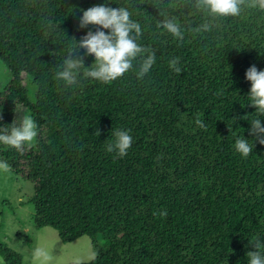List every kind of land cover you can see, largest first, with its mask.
Instances as JSON below:
<instances>
[{"label":"trees","instance_id":"obj_1","mask_svg":"<svg viewBox=\"0 0 264 264\" xmlns=\"http://www.w3.org/2000/svg\"><path fill=\"white\" fill-rule=\"evenodd\" d=\"M249 3L196 33L189 29L211 18L192 0H0V61L10 75L0 127L23 113L39 127L34 147L0 144V162L33 185L37 229L52 227L63 243L91 239L95 257L72 264H248L250 241L264 243V145L248 132L257 113L245 78L252 65L264 70V9ZM98 5L127 8L141 25L136 42L156 62L142 79L137 59L115 81L66 89L55 73L99 27H79L83 10ZM160 13L181 25L183 40L158 27ZM177 58L180 73L169 67ZM94 63L85 56V67ZM115 130L133 138L123 158L106 150ZM240 137L254 143L246 158L234 147ZM0 257L21 264L2 244Z\"/></svg>","mask_w":264,"mask_h":264},{"label":"clouds","instance_id":"obj_2","mask_svg":"<svg viewBox=\"0 0 264 264\" xmlns=\"http://www.w3.org/2000/svg\"><path fill=\"white\" fill-rule=\"evenodd\" d=\"M246 0H192V4L197 10L207 11L211 19L206 20L199 27L189 29L196 33L210 32L213 27L212 21L218 17H236L240 15ZM249 7H259L264 9V0H250ZM164 18L158 23L168 33L178 40H183L184 30L176 22L175 18H169L164 13H160ZM131 13L125 7L113 8L105 5L92 6L83 10L79 20V27L86 28L89 25L99 26L95 32L88 31L82 36L79 42L75 41V46L70 48L63 60V63L56 71V79L62 81L64 87L70 88L80 84L82 79H93L96 81L109 83L122 77L126 72L133 69V61L139 60L137 78L142 79L150 72L156 62V52L148 47L139 45L136 41L142 34L141 25L134 22ZM102 29L109 30L106 34ZM85 50V56L95 57L94 66L85 67V56H80L79 50ZM76 54V55H74ZM178 58L169 62V67L180 73ZM81 69H85L81 71ZM247 81L251 82L248 94V104L256 109L257 116L250 120L249 135L260 145H264V125L261 118L264 117V70H258L255 65L250 66L245 73ZM2 119V117H0ZM247 119V117H245ZM196 125L205 128L203 120L197 118ZM39 127L31 115H24L17 124L13 121L11 125L0 127V144L7 145L17 151L31 148L38 137ZM96 136L100 135V130L96 129ZM114 141L109 142L106 150L115 153L123 158L131 148L133 138L127 130H115ZM235 150L242 157H248L254 148V143L249 142L244 137L235 140ZM9 168L6 162H0V169L7 171ZM160 217H166L167 212L154 213ZM254 245V251L246 253L248 264H264V243L259 237L250 241ZM39 254V253H38Z\"/></svg>","mask_w":264,"mask_h":264},{"label":"rangeland","instance_id":"obj_3","mask_svg":"<svg viewBox=\"0 0 264 264\" xmlns=\"http://www.w3.org/2000/svg\"><path fill=\"white\" fill-rule=\"evenodd\" d=\"M10 75L0 61V92ZM30 99L33 85L28 86ZM26 115L23 113L22 117ZM27 115H30L29 113ZM35 146V142L32 147ZM33 185L10 170L0 169V244L21 257V264H72L91 261L94 257L91 239L82 236L63 243L58 232L46 226L37 229L32 223L34 208L27 204ZM39 253V254H38ZM0 264H5L0 257Z\"/></svg>","mask_w":264,"mask_h":264}]
</instances>
